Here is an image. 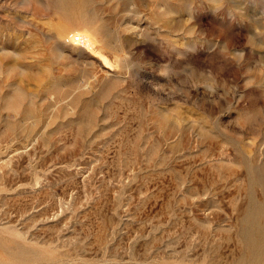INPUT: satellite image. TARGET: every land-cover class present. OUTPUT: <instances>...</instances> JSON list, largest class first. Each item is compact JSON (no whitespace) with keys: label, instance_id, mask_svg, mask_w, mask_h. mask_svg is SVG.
I'll return each instance as SVG.
<instances>
[{"label":"rangeland","instance_id":"obj_1","mask_svg":"<svg viewBox=\"0 0 264 264\" xmlns=\"http://www.w3.org/2000/svg\"><path fill=\"white\" fill-rule=\"evenodd\" d=\"M0 264H264V0H0Z\"/></svg>","mask_w":264,"mask_h":264},{"label":"bare ground","instance_id":"obj_2","mask_svg":"<svg viewBox=\"0 0 264 264\" xmlns=\"http://www.w3.org/2000/svg\"><path fill=\"white\" fill-rule=\"evenodd\" d=\"M72 42L84 46H88L90 44V40L87 36L80 34V33H74L71 37Z\"/></svg>","mask_w":264,"mask_h":264}]
</instances>
